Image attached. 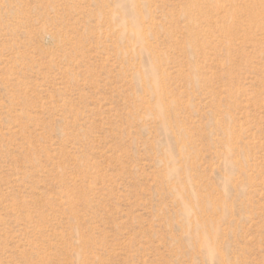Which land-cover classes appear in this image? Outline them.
<instances>
[{"label": "rangeland", "instance_id": "obj_1", "mask_svg": "<svg viewBox=\"0 0 264 264\" xmlns=\"http://www.w3.org/2000/svg\"><path fill=\"white\" fill-rule=\"evenodd\" d=\"M0 264H264V0H0Z\"/></svg>", "mask_w": 264, "mask_h": 264}]
</instances>
